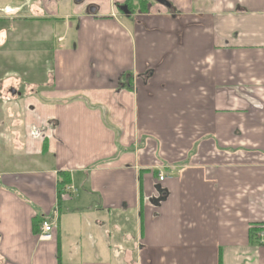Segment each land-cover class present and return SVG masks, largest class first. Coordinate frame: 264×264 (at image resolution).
Listing matches in <instances>:
<instances>
[{
  "label": "crops",
  "instance_id": "0c3cea01",
  "mask_svg": "<svg viewBox=\"0 0 264 264\" xmlns=\"http://www.w3.org/2000/svg\"><path fill=\"white\" fill-rule=\"evenodd\" d=\"M57 1L0 0L65 27L48 84L0 81V264H264V0Z\"/></svg>",
  "mask_w": 264,
  "mask_h": 264
},
{
  "label": "rangeland",
  "instance_id": "374dc122",
  "mask_svg": "<svg viewBox=\"0 0 264 264\" xmlns=\"http://www.w3.org/2000/svg\"><path fill=\"white\" fill-rule=\"evenodd\" d=\"M56 4H58L61 15L72 14L73 9L76 6H79L74 0H61L57 1ZM18 11V9H15V11H13L14 18L8 20L9 25L11 26H8L7 28V25L5 24L7 31H2L0 33V41L2 42H0V81L6 80L7 83H3L4 86L5 84L7 86V84L10 83L17 84V87L23 92L26 90L29 91V88L32 85L49 83L50 72L53 70L50 50H53L54 43L52 45V43H43V41L48 42V40L57 33L53 27H57V29L61 30V34L65 33V27L62 28V26L59 24L56 25L55 23L43 24L38 21L30 23L29 21L24 22ZM22 11L27 17L32 18V11ZM0 14L3 15L4 12H0ZM1 28H3L2 25ZM73 32H75V29ZM13 80H16L17 83ZM27 87L29 88L27 89ZM2 90L4 93H0V102H11L6 100L10 99L12 93L5 90L4 87ZM64 191L70 197H73L76 193V190L71 184L67 185ZM82 208H86V206L83 205V199L80 198L79 200H75L64 206V212L66 214L68 211H75V215L79 218L78 220L83 226V233H85L86 230L92 227V221H94V219L87 215L88 208ZM91 215L93 216V214ZM78 224L80 225V223ZM68 225L69 220H64L62 232L64 233L65 239L69 240L71 243L78 242L79 239L75 234V230L70 232ZM95 230L97 229L93 228L90 231ZM91 243V240H88V237L84 234L82 244L90 245ZM79 244L81 243L79 242Z\"/></svg>",
  "mask_w": 264,
  "mask_h": 264
},
{
  "label": "trees",
  "instance_id": "16d2710c",
  "mask_svg": "<svg viewBox=\"0 0 264 264\" xmlns=\"http://www.w3.org/2000/svg\"><path fill=\"white\" fill-rule=\"evenodd\" d=\"M148 3H149L148 0H127L125 2L124 6H126L128 8L129 13L130 12L134 13L135 10H140V11L146 10V7H147ZM47 20H49V19H47V18H43V19H39V18H24L23 19L24 22L25 21L26 22L29 21V23L30 22H35V21L42 22V21H47ZM5 22H6V20H3L2 18H0V30H4V29L6 30L8 28V27L6 28ZM2 24H4V25H2ZM1 25L3 26V28H1ZM123 78H124L123 80H127V81L130 80V78L128 76H126V75ZM58 175H59V178H60V180L58 181L59 196L61 197V194H62L63 190L65 189V187L67 185L71 184V177L66 172L59 173ZM58 202H59V205H60V200H58ZM40 219H42L41 220V223H42L44 221V219L43 218H40ZM260 230H264V227L256 228V229H253V230L251 229V234H252L251 237H258Z\"/></svg>",
  "mask_w": 264,
  "mask_h": 264
},
{
  "label": "built area",
  "instance_id": "2783aa9c",
  "mask_svg": "<svg viewBox=\"0 0 264 264\" xmlns=\"http://www.w3.org/2000/svg\"><path fill=\"white\" fill-rule=\"evenodd\" d=\"M165 180V176L164 175H160L159 176V181L163 182ZM40 239L42 241H51L54 238V234L56 231L55 225L50 223L48 220H44L41 223V228H40Z\"/></svg>",
  "mask_w": 264,
  "mask_h": 264
},
{
  "label": "water",
  "instance_id": "95a60500",
  "mask_svg": "<svg viewBox=\"0 0 264 264\" xmlns=\"http://www.w3.org/2000/svg\"><path fill=\"white\" fill-rule=\"evenodd\" d=\"M75 1V3H77V4H80V3H82L84 0H74ZM154 2H156V3H158L159 5H161V6H163V7H166V8H168V9H171V4L167 1V0H153ZM121 10L123 11V12H125V13H129V10H128V8L126 7V6H124V7H122L121 8ZM90 13L92 14V15H94L95 13H96V8L95 7H91L90 8ZM11 93L12 94H16V90L15 89H12L11 90ZM19 95H20V93H19Z\"/></svg>",
  "mask_w": 264,
  "mask_h": 264
},
{
  "label": "bare ground",
  "instance_id": "6f19581e",
  "mask_svg": "<svg viewBox=\"0 0 264 264\" xmlns=\"http://www.w3.org/2000/svg\"><path fill=\"white\" fill-rule=\"evenodd\" d=\"M52 219V218H51ZM58 221V220H57Z\"/></svg>",
  "mask_w": 264,
  "mask_h": 264
}]
</instances>
